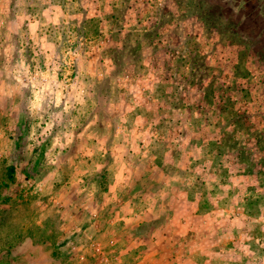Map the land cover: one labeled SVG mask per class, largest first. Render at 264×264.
I'll use <instances>...</instances> for the list:
<instances>
[{
    "label": "rangeland",
    "instance_id": "obj_1",
    "mask_svg": "<svg viewBox=\"0 0 264 264\" xmlns=\"http://www.w3.org/2000/svg\"><path fill=\"white\" fill-rule=\"evenodd\" d=\"M246 2L13 0L0 264H264V0ZM21 57L86 104L30 110L2 71Z\"/></svg>",
    "mask_w": 264,
    "mask_h": 264
},
{
    "label": "clouds",
    "instance_id": "obj_2",
    "mask_svg": "<svg viewBox=\"0 0 264 264\" xmlns=\"http://www.w3.org/2000/svg\"><path fill=\"white\" fill-rule=\"evenodd\" d=\"M20 13L17 10V7L14 5L13 0H7L3 4L2 13H0V23L6 21L10 16H18ZM43 15L48 16L47 10L44 11ZM27 19V17H24ZM53 23H58V17L54 18ZM39 23V21H36ZM36 23L32 25L33 29L36 27ZM32 38L35 40L34 33ZM41 51L45 56V69L48 68L49 64H53V55H54V46L49 43H45L44 38H41ZM11 45L5 49L7 61L11 60ZM22 51V50H21ZM64 63L71 65V60H65ZM61 65L56 63L54 67L51 68V71L44 70L41 71L37 69L32 72L29 70V66L25 63L23 57L13 66L9 67L6 62L2 71L6 77H11L15 81L16 88H30L32 93V99L30 102V110L33 112L43 111L42 103L45 99L48 100V105L55 107H60L62 99L64 100L63 111L65 113L69 112L71 108L74 107L72 101L74 100L76 104L85 105V91L80 84V81L77 80L76 83L68 84L66 81H61L57 79V72L59 71ZM25 80L27 83H25ZM68 92V96L65 99V93ZM43 119V117H41ZM48 128H51V122L48 123ZM47 130V129H46Z\"/></svg>",
    "mask_w": 264,
    "mask_h": 264
},
{
    "label": "built area",
    "instance_id": "obj_3",
    "mask_svg": "<svg viewBox=\"0 0 264 264\" xmlns=\"http://www.w3.org/2000/svg\"><path fill=\"white\" fill-rule=\"evenodd\" d=\"M94 251H95V253L97 254V255H102L103 256V252H102V250L99 248V247H95L94 248ZM107 262V261H106Z\"/></svg>",
    "mask_w": 264,
    "mask_h": 264
},
{
    "label": "trees",
    "instance_id": "obj_4",
    "mask_svg": "<svg viewBox=\"0 0 264 264\" xmlns=\"http://www.w3.org/2000/svg\"><path fill=\"white\" fill-rule=\"evenodd\" d=\"M10 173H13V169L12 168L10 169Z\"/></svg>",
    "mask_w": 264,
    "mask_h": 264
},
{
    "label": "flooded vegetation",
    "instance_id": "obj_5",
    "mask_svg": "<svg viewBox=\"0 0 264 264\" xmlns=\"http://www.w3.org/2000/svg\"><path fill=\"white\" fill-rule=\"evenodd\" d=\"M250 2V0H247V2L246 3H249Z\"/></svg>",
    "mask_w": 264,
    "mask_h": 264
}]
</instances>
